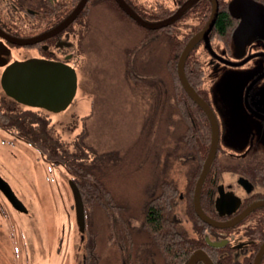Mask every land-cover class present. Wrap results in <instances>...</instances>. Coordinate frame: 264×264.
Segmentation results:
<instances>
[{"label":"flooded vegetation","instance_id":"af4514ba","mask_svg":"<svg viewBox=\"0 0 264 264\" xmlns=\"http://www.w3.org/2000/svg\"><path fill=\"white\" fill-rule=\"evenodd\" d=\"M121 1L138 17L156 22L173 14L186 0H0V75L14 61L28 58L60 61L72 67L76 73L75 99L79 78L80 85L82 80L92 81V61H101L99 57L104 52L107 68L119 72L125 83L129 81V73L130 84L140 88V64L143 67L147 63L158 77L151 81L152 87L163 86L165 92L164 87L169 88L173 84L171 63H175L177 72L183 48L205 26L212 2L208 0L210 11L202 22L199 13L201 8H206V0H196L167 26L151 29L140 25L123 8ZM217 1L216 19L221 4L225 5L224 0L222 3ZM226 2L227 10L234 18L229 28V37L215 29V19L207 40L199 38L189 50L186 58L190 55V59L185 58L184 73H197L194 89L210 108L218 129L217 148L213 158H216V169L210 173L209 167L203 179L199 193L201 209L210 217L226 221L253 206L234 225L215 227L220 237L212 239H227L223 247H230L241 257V252L245 256L252 252L258 240L256 231L259 228L261 230V226L264 232V205H253L264 201V186L245 170L251 160L264 154V6L249 0L234 14L229 8L228 0ZM195 13L198 15L195 16L198 23L191 25L185 18L189 14L193 18ZM183 27L190 29L182 32ZM96 36L102 40L104 38L101 48L96 47ZM153 52H156L157 60L151 55ZM114 62L119 64L117 70L111 66ZM97 64L99 65L98 62ZM162 71L165 73V81H162ZM0 109L16 115H26L27 119L32 116L33 119L41 120L44 125L47 119L34 110L52 113L17 102L4 92L1 83ZM175 109L180 126L185 125L183 139L192 134V126L199 120L208 124L210 137L212 136V123L208 113L191 96L181 98ZM225 136L230 137L233 143L226 142L223 139ZM75 137L73 141L78 142L79 134L75 133ZM167 154L163 161L160 160V155L153 156V159L157 158L153 171L156 186L168 185L174 181L172 171L176 163L182 166L181 161L173 162L171 157L186 159L182 162L187 167L193 165L194 156L189 145L173 146ZM194 189L195 185L192 191V209L196 213ZM183 191L184 189L178 191V198L183 199ZM259 247L253 255V264ZM260 263L264 264V253Z\"/></svg>","mask_w":264,"mask_h":264},{"label":"rangeland","instance_id":"374dc122","mask_svg":"<svg viewBox=\"0 0 264 264\" xmlns=\"http://www.w3.org/2000/svg\"><path fill=\"white\" fill-rule=\"evenodd\" d=\"M248 1L228 0L229 8L236 14ZM195 16H198L197 13L193 18L189 14L185 19L191 25L196 24L198 19ZM200 20L202 22L201 17ZM189 29L183 27L182 32ZM103 40L96 36L97 48L102 47ZM151 55L157 60L156 52ZM99 58L101 61H92V81L82 80L80 85L79 78L78 92L67 109L50 114L39 109L34 111L47 119L52 136L59 142L60 148L73 154L77 152L76 157L82 156L83 163H91L92 159L94 167L102 170H114L119 165L105 177L119 200L129 205L137 202L130 209V219L136 228L134 235L137 242L141 247L145 246L142 251L140 249L143 261L140 258L137 262L161 264L148 235L138 228L141 210L136 209L148 200V194L158 191L154 183L157 180L153 177L157 158L153 159V156L160 155L163 161L173 146L185 145L184 142L179 143L180 138L184 137L181 132L185 125L180 126L177 121L176 109L171 114L172 99L169 107L153 98L152 82L147 77L140 80L139 88L130 84L131 75L128 73L129 81L125 83L119 72L107 68L104 52ZM141 65L140 75L157 77L147 63L143 67ZM111 66L115 70L119 68L118 62ZM161 73L162 81H165V73ZM13 132L0 126V175L12 186L27 212L16 210L0 191L4 207L3 211L0 209V264H82L85 238H81L84 232L79 231L76 223L74 200L68 185V179L73 176L71 171L62 165L45 162L34 146L15 138ZM75 133L80 138L76 141L77 146L73 145ZM223 139L229 144L233 143L228 136ZM76 157L75 161L80 162L78 159L81 158ZM170 160L181 161L182 166L176 163L172 173L178 191H182L188 170V165L182 161L186 159L171 157ZM100 212L97 209L89 213L91 224L99 226L104 222ZM173 215L182 229L193 233L192 222L185 216L183 199L174 200ZM105 236V233L98 234L100 264H120L117 250L105 243ZM234 254L237 258L240 256L239 253Z\"/></svg>","mask_w":264,"mask_h":264},{"label":"trees","instance_id":"16d2710c","mask_svg":"<svg viewBox=\"0 0 264 264\" xmlns=\"http://www.w3.org/2000/svg\"><path fill=\"white\" fill-rule=\"evenodd\" d=\"M219 1L222 3V0ZM254 1L264 6V0ZM224 2V6L221 4L220 13L216 19L215 29L225 37H229L231 31L229 28L234 18L227 10L226 0H224ZM205 4L206 8L204 10L201 8L199 13L200 17L203 18L202 21L205 20L210 11V2L206 0ZM196 6L197 4L191 8V11H193ZM189 56L186 60L190 59ZM176 57L177 56H175L174 59H176ZM170 74L173 80L171 87H164L165 92L162 89L163 86H161V88L153 87L152 90L154 91L153 98L160 103H164L165 106H169L168 104L172 99V107L169 106L172 114L175 111L174 109L177 102H179L181 98L189 97V95L179 81L175 63H171L170 65ZM196 74V72H192L191 75H189L188 72L186 74L189 83L194 88ZM146 77L150 82L158 79L154 75H140V80ZM151 85L153 84L151 83ZM155 88L160 90L157 91ZM93 110L94 109H92V111ZM30 118L31 119H27L26 115H16L15 113L0 109L1 127L8 131L11 129V131H14L15 138L24 140L26 143L34 146L45 162L62 165L65 169L71 171L73 176L70 178L79 188L85 209L86 223L83 237V239H85L83 243L84 256L82 258V264H100L101 252L99 250V233H105V243L112 249L117 250L120 256V264H138L137 261H139L140 258L142 262L143 258L141 257L140 249L142 251L145 246L141 247L137 242L134 235V230H136V228L135 225H132L130 219V209L132 206H136L137 202L135 204L130 203L129 205L119 200L116 194L112 193L110 183L106 178L107 175L116 170L119 165L115 166L113 168L114 170H102L97 166L94 167L95 164L92 159L91 163H83L84 158L82 156L76 157L77 152L73 154V152H66L60 148L59 142L52 136V131L48 127V121H46L44 125L41 120L33 119L32 116ZM182 133H184V131H182L181 134ZM182 139L183 138H180L179 143L184 142L191 146L194 156L193 165H191V167L189 166L186 172L183 191V201L186 207L185 216L192 222L194 231L192 234H189L182 229L181 225L177 224V218L173 215L172 207L175 199H181L178 198L179 192L176 184L174 181H171L168 185H157L156 188L158 191L152 194L150 193L151 195L148 194V200H145V203L143 205L141 204V206L136 209L137 211L141 210V214L139 215L141 216V221L138 226V228L140 227V232H144L148 235L149 243L154 245L155 254L158 253L161 264H187L189 256L196 249H203L214 264H253V255L264 239L263 226H261V230H259V228L256 231L258 240L248 256L243 255L237 258L233 249L228 246L218 248L207 244L205 235H208L211 239H219L220 236L217 228L201 220L192 209V191L210 146L211 137L208 124L203 122V120L195 121L194 126H192V134L187 139ZM79 140L80 138L78 141ZM73 145L77 146L76 141L73 142ZM175 154L178 155V152H175ZM75 157L76 159L81 158L82 160L78 159L80 162L75 161ZM215 161L216 158L210 165V173L216 169ZM245 170L255 176L257 181L264 186V154L251 160L248 166L245 167ZM153 184L150 186H153ZM203 194L204 193L201 194V197ZM2 196L4 197L3 194ZM0 209L2 211L4 209L1 199ZM97 209L102 211L100 213L104 218V222L99 226L91 224L88 219L89 213ZM211 218L218 219V217ZM253 232H255V230ZM197 264L205 263L203 261H198Z\"/></svg>","mask_w":264,"mask_h":264},{"label":"water","instance_id":"95a60500","mask_svg":"<svg viewBox=\"0 0 264 264\" xmlns=\"http://www.w3.org/2000/svg\"><path fill=\"white\" fill-rule=\"evenodd\" d=\"M195 1L196 0L184 1V3L173 14L156 22L146 21L141 16L138 17L134 14L122 3V1L120 4L132 17L140 22V25L151 29H157L164 27L177 19L184 10ZM211 2L212 9L205 26L190 38L179 56L177 74L185 91L205 109L212 123L210 147L195 184L193 194L194 208L196 214L201 220L214 227L223 228L237 223L253 206H250L246 211L232 219L220 221L206 215L201 209L199 203V193L203 179L216 153L218 129L216 120L212 115L210 108L187 80L184 73V61L195 41L201 37H204V39L207 40V35L216 19L218 11V1L211 0ZM0 83L4 92L17 102L31 107L43 108L50 112H60L66 109L72 102L77 90V76L72 67L60 61L42 58H28L9 63L1 72ZM69 186L74 200L76 223L79 231L83 233L85 230V210L82 196L77 185L71 179L69 180ZM0 191L16 210L27 212L24 203L18 198L10 184L1 175ZM253 205H264V201L254 203ZM81 238H83V234L81 235ZM205 240L207 244L212 247H223L227 242V239L211 240L208 235H205ZM263 253L264 241L255 254L254 264H261L260 260ZM198 261H203L205 264H214L203 249L194 250L189 256L187 264H197Z\"/></svg>","mask_w":264,"mask_h":264},{"label":"bare ground","instance_id":"6f19581e","mask_svg":"<svg viewBox=\"0 0 264 264\" xmlns=\"http://www.w3.org/2000/svg\"><path fill=\"white\" fill-rule=\"evenodd\" d=\"M100 234V233H99Z\"/></svg>","mask_w":264,"mask_h":264}]
</instances>
